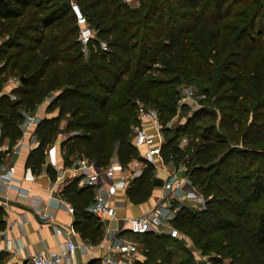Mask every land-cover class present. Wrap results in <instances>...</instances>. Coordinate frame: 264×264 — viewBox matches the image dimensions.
<instances>
[{"label": "trees", "instance_id": "trees-1", "mask_svg": "<svg viewBox=\"0 0 264 264\" xmlns=\"http://www.w3.org/2000/svg\"><path fill=\"white\" fill-rule=\"evenodd\" d=\"M74 1L89 26L96 30L87 56L81 53L76 40L78 28L70 1L0 0V90L5 73L25 78L12 90L14 99L0 94L1 137L17 140L21 136L20 111L34 110L50 95L53 99L46 111L58 109L55 117L41 119L35 126L38 144L25 162L32 173L41 170L46 148L60 130L66 134L60 142L65 165L70 163L72 154L94 161L101 169H106L113 159L121 165L140 159L131 142L136 125L135 100L152 98L158 112L163 109V103H174L173 87L179 75L204 74L194 61L195 50L188 38H197L199 31L229 16L228 7L224 8L227 0L212 1L213 19H204L202 15L194 18L191 13L179 10V2L167 8L163 1L154 0L141 15L147 0H139V9L123 0ZM197 2L190 0L185 4L195 9ZM246 24L237 27L236 36L230 37L228 59L222 63L221 70L214 71L212 87L220 95L219 100L230 103L234 111V115H223L220 126L235 143L239 140L235 131L239 124L235 103L239 99L255 101L249 128L256 140L264 136V31L252 33L250 18ZM214 34H220L219 28ZM101 37L110 38L105 40L106 51L99 47ZM158 63L162 67H157ZM199 120L195 117L184 132L196 140L187 160L177 133L166 137L161 145L163 162L182 163L192 184L205 196L203 209L194 212L180 209L170 224L180 235L191 236L203 252L219 243L220 247L213 251L229 256L232 264H264V199L251 206L260 200L259 190L264 191V159L250 169L239 157L237 168L246 174L237 177L236 163L229 158L233 150H224L227 134L216 131L213 124L201 127L197 124ZM246 137L247 134L242 138L244 143L248 142ZM218 154L221 155L217 163H212ZM153 169L151 164H146L141 175L127 188L131 203H141L150 197ZM46 172L52 179L55 177L50 165ZM61 193L73 206L74 227L80 237L91 244L99 243L102 225L86 211L92 189L77 187V181H73ZM227 194L234 198L233 202L225 198ZM4 228L0 209V231ZM138 237H142L144 260L134 264H169L178 252L177 246L167 243L168 239L173 242L176 239L165 234L147 232ZM177 264L191 262L186 257Z\"/></svg>", "mask_w": 264, "mask_h": 264}, {"label": "crops", "instance_id": "crops-1", "mask_svg": "<svg viewBox=\"0 0 264 264\" xmlns=\"http://www.w3.org/2000/svg\"><path fill=\"white\" fill-rule=\"evenodd\" d=\"M9 76L2 83L0 94H6L10 97L13 95L12 90L19 87L21 81L18 77L20 83L17 84ZM52 99L53 95H50L34 110L22 109L20 111L22 115L21 136L14 142L8 137H1L0 129V209L2 219L5 221V228L0 231V264H29L28 259L34 253L52 254L58 252L63 247L64 237L55 235L54 227H61L70 231L76 243L85 247L84 250L76 254L75 258L65 261L63 264H101V256L104 254L101 245L107 244V237L104 235L97 244H91L82 239L74 227L75 214L69 213L64 206L53 199L54 197H63L61 193L63 188L73 181H78L75 178L79 174L68 170V164H64L60 142L66 134L60 130L56 139L46 148L45 163L38 173H32L31 169L25 166L29 152L38 144V138L34 132L37 123H32V119H49L58 114V109L46 111ZM63 125L64 121L61 122L60 127L63 128ZM51 146L55 147V177L58 172L64 171V178L61 181H56L55 177L52 179L46 172L47 165H50L47 150ZM74 158L69 157L70 161ZM9 167H13V172L9 181L5 183L4 179L8 176ZM153 173H156L153 176L154 179H160L162 185L153 186L150 197L144 202L131 203L127 196V189L124 187L117 189L114 196V203L117 206V221L151 210L165 192L162 187L163 184L173 185L175 181L184 176L181 168L170 167L164 162H161L158 168H154ZM118 175V170L111 173L113 179H117ZM77 187H80L78 182ZM175 202L177 210L171 215V219L180 210L179 207L183 206V202L185 206H193L190 198H185L182 201L177 199L164 201L165 205L170 204L171 208L175 207ZM39 213L48 215L52 218L51 221L40 220L38 218ZM162 219L166 222L165 217ZM117 221L112 222L110 228H115ZM12 223H14L13 226H11ZM142 260H144L143 253L139 255L137 261Z\"/></svg>", "mask_w": 264, "mask_h": 264}, {"label": "rangeland", "instance_id": "rangeland-1", "mask_svg": "<svg viewBox=\"0 0 264 264\" xmlns=\"http://www.w3.org/2000/svg\"><path fill=\"white\" fill-rule=\"evenodd\" d=\"M123 1L134 9L141 8L139 0ZM153 1L154 0H147V6L144 9L141 8V15L147 11ZM161 1L164 2V5L167 8L174 7V3L176 2L181 3L179 10L191 13L192 15H190L194 18L202 15L204 19H213V0H198L197 7L195 9L189 8L185 4L190 0ZM226 7H228L229 16L219 20L215 26L208 25L206 29L199 31L197 33V38H188V43L195 50L196 58L194 61L203 68L204 74L200 76L194 73L186 72L179 75L178 83L173 87L175 90L176 101L174 103H163L164 107L161 112H158L156 108L153 107L152 98L148 101H145L144 99L135 100L136 104L141 103L156 111L161 136L164 140L169 135L177 133L179 145L186 151L185 160L188 159V156L193 151L192 144L195 143L196 140L191 139V137L186 135L184 132L187 125H189L195 117L200 118L197 124L201 125V127L213 124L216 131L226 133V131L220 126L222 117L225 113H233L234 115V111H232L229 107L230 103L219 100L218 97H220V95L212 90L214 85V75H216L214 71L217 69L221 70L223 65L222 63L228 59V53L231 47L229 42L230 37H235L238 30L245 27L244 25H247L246 23L249 18L252 20V33H256L259 30L264 31V0H227L224 3V8ZM237 27H239L238 30ZM216 28H219L220 30V34L218 36L214 34L216 32ZM107 38L110 39L109 37ZM107 38L101 37L102 42L106 44L105 40H108ZM262 39L264 41V35ZM215 55L218 56V62L215 60ZM157 67H162V63H158ZM8 76L9 74L5 73L1 77L2 83L5 82L7 79L6 77ZM10 78L16 81L17 84L20 83L17 76H11ZM252 92L253 90H250V95L254 96ZM254 102L255 101L252 99H239L235 103L239 109V114L235 115V117L239 120V124L236 125L235 128L239 137V140L236 141L237 143L230 140V136L226 133L227 142L224 150H233V153H231L229 158L231 161L236 163L235 172L237 177L242 174H246L245 170L237 168V159L239 157H241L249 165L250 169L259 165L260 161L264 159V136L262 139L256 140L252 130L249 128V125H251L252 114L254 112L252 108ZM244 134H247L246 141L248 142L246 143H244V140L242 139L243 136H245ZM251 140L254 142H250ZM116 146L117 145L115 144L114 147ZM64 154L65 153L63 152L62 156ZM220 155L221 154H218L212 163L216 164ZM70 157H75V155L72 154ZM169 165L170 167L176 166V169L181 168L182 174H187L182 163L174 165L171 162ZM155 174L156 173H153V176H155ZM195 188L197 192L203 195L196 186ZM259 193L261 194L260 200L254 202L251 206L256 203H260L261 199H264V191L259 190ZM203 197L205 196L203 195ZM225 198H227L230 202L234 201V198H232L231 195L227 194L225 195ZM176 206L177 204L175 202V207ZM179 208L184 209L187 212H194L198 209L192 205L185 206L184 202L183 206H180ZM215 235H217V233H215L213 237H215ZM141 239L142 237H136L134 239L135 242L138 243L139 247H141ZM175 239V242L171 239H168L167 241V243L172 247H178L177 254L172 258L169 264H177L186 257L190 260L191 264H232V260L229 256L221 252L213 251L214 249H218V247H220L219 243L215 244V246H213L209 251L203 252L201 247H198L189 235L181 234ZM223 244H225V241Z\"/></svg>", "mask_w": 264, "mask_h": 264}, {"label": "built area", "instance_id": "built-area-1", "mask_svg": "<svg viewBox=\"0 0 264 264\" xmlns=\"http://www.w3.org/2000/svg\"><path fill=\"white\" fill-rule=\"evenodd\" d=\"M70 11L75 19L78 28L76 40L79 43L82 54H88V46L95 36V31L89 26L86 16L81 11L79 5L70 0ZM101 50L106 51L107 45L100 42ZM12 99L15 97L10 95ZM39 119H32V123H38ZM131 142L138 151L140 159H133L126 165H121L113 159L106 169L99 168L94 161L84 157H76L70 161L67 169L79 174L77 179L80 187H90L92 189L91 202L86 211L93 215L102 225V238L107 237V244L101 247L104 254L101 256V264H134L138 260L141 247L135 242V238L147 232L165 234L172 238L180 236L179 231L172 227L169 221L171 215L176 212V207L171 208L170 204L164 203L167 199L184 200L190 198L193 206L198 209L204 207L205 199L197 192L189 176L185 174L175 181L173 185L163 184L165 191L160 201L149 211L137 216L118 219L116 216L117 206L114 203V196L118 188H128L131 182L139 177L146 164H151L158 168L163 162L161 157V145L164 142L158 124L157 113L141 103L136 106V125L132 129ZM48 162L53 169L56 168L55 147L51 146L47 150ZM171 164V162H168ZM119 171L117 179H113L111 173ZM13 167H9L8 176L4 182H8ZM64 178V171L56 174L55 180L61 181ZM57 203L66 208L69 213H74L73 206L62 196L53 198ZM162 217H165L166 222ZM170 217V218H169ZM38 218L43 221H51L48 215L39 213ZM117 221L115 228H110V224ZM14 223L11 224L13 226ZM54 234L64 237L63 247L56 253L44 254L34 253L29 259V264H63L65 261L75 258L79 251L85 249L83 245L76 243L70 231L61 227H54ZM92 248V247H91Z\"/></svg>", "mask_w": 264, "mask_h": 264}, {"label": "water", "instance_id": "water-1", "mask_svg": "<svg viewBox=\"0 0 264 264\" xmlns=\"http://www.w3.org/2000/svg\"><path fill=\"white\" fill-rule=\"evenodd\" d=\"M19 80L21 82H23L25 80V78L23 76H20ZM161 185H162V181L160 179H158V178L154 179L153 186H161Z\"/></svg>", "mask_w": 264, "mask_h": 264}]
</instances>
